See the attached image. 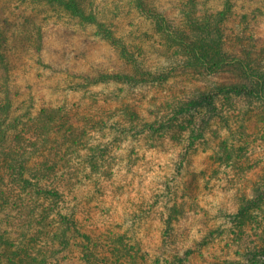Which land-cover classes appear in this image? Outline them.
Here are the masks:
<instances>
[{
  "label": "rangeland",
  "instance_id": "1",
  "mask_svg": "<svg viewBox=\"0 0 264 264\" xmlns=\"http://www.w3.org/2000/svg\"><path fill=\"white\" fill-rule=\"evenodd\" d=\"M210 52L256 62L264 79V0H0V104L17 125L0 143V242L71 226L92 239L74 238L73 254L152 264L169 217L167 248L206 264L262 231L264 212L250 231L231 221L244 194L264 195V95L229 92L245 82L235 70L203 72L196 57ZM23 147L25 160L7 157ZM120 238L131 259L100 251Z\"/></svg>",
  "mask_w": 264,
  "mask_h": 264
},
{
  "label": "trees",
  "instance_id": "2",
  "mask_svg": "<svg viewBox=\"0 0 264 264\" xmlns=\"http://www.w3.org/2000/svg\"><path fill=\"white\" fill-rule=\"evenodd\" d=\"M63 4V2H62ZM68 9H71L76 14H80L74 5L71 4H64ZM215 48L218 49V46L215 45ZM189 49L193 52H196V49L194 48V44H186V50L189 51ZM216 57H211V52L207 55L203 56L202 58L197 56L196 61L199 67L202 68L203 72L206 74H214V73H223L228 70H235L237 71L242 78H244V83L241 84L240 87L237 86H231L229 87V92H232L234 94H240L243 93V96L250 97L255 94V97H260L261 94L264 95V79L261 75L260 71H258L257 63L251 62L250 60L240 58V57H228L226 53H215ZM237 87V88H236ZM210 95L207 96V98H211L212 94L209 92ZM202 96H200L201 99ZM199 99V98H198ZM5 102V101H4ZM196 100L189 101L188 103L184 102V104L180 107L175 109L170 115L172 116V120H176L178 114H182L185 112V110H191L192 106L195 104ZM197 103V102H196ZM10 107L9 103H2L0 104V143L4 140V134L9 129H15L17 128L16 124L12 125L9 124V120L7 119V112ZM51 110V109H49ZM151 126H149V131L152 130ZM20 134L25 135L26 130L24 128H21ZM187 147L186 149H183V158H182V164L186 161V155L189 152ZM26 150L25 147L23 149H13L6 152L7 157H10L12 154H17V156L20 157V160L23 159L21 154H24V151ZM0 155H5L0 151ZM12 159V158H11ZM19 160L16 159L13 162ZM12 163V164H14ZM24 161L18 167H20L22 170H24ZM57 162H54L53 168L56 167ZM14 166V165H13ZM16 166V165H15ZM50 165H47L49 167ZM8 170H11L10 168ZM42 172L46 173V169L42 170ZM264 181V180H263ZM30 186V184H29ZM37 187V185H33ZM44 194L47 196L58 198V193L56 191H44ZM242 202V205L240 206L239 210L236 212V214L232 215V226H235L236 228H241L246 226L249 231L251 230L248 228V224L250 222H253L258 216H254L257 212L262 213L264 212V195H259V199L252 200L248 199V196L245 194L240 199ZM7 204L6 200L2 207H0V210L4 208V206ZM262 205V206H260ZM7 217V216H6ZM63 220H66L68 224L73 223V221L68 218L67 216L63 215ZM234 218V219H233ZM167 225L166 229L164 231L163 240L161 241L160 249L157 248L154 250V253L157 254L154 257L152 264H191L192 261V255L194 251H191L192 249H188L185 251L184 255L179 256L178 248L176 247V252L173 253L170 248H167L169 243V239H172L175 237L173 231L170 227V219L168 217L167 219ZM71 225V224H70ZM259 228L263 231H255L252 235V238H250V235H248L245 238L238 239L241 234H238L237 238H234L233 246L226 243V247L224 249H221L219 254H213L210 255L208 259L205 260L206 264H264V227L259 226ZM72 230V234H71ZM254 231V229H252ZM248 231V230H247ZM261 234V235H259ZM2 234H0V240H2ZM81 236L83 240H86L88 244L92 242V239L89 238V235H86L84 233L79 232L77 229L70 227L61 229V232L55 233L54 235H48L47 239H45V242H42L40 244L32 243V239L26 240L24 238V235H20L22 239H19V241L14 244L13 242L4 241L3 243L0 242V248L2 247H9V249H12L9 253L10 255L6 257V261L0 260V264H58V262L53 260V256L58 254L59 252L63 250H69L70 257L66 261V264H107L108 262L112 261L110 260L111 257H108V259L101 258L99 261L100 255L95 254L94 248L87 249L86 251L79 253H72V250L75 248V244L73 242L74 238H79ZM71 238V239H70ZM113 240L107 239V242L103 244V246L100 248L101 250H105L106 248L112 247L110 251H108V254L112 255V257H119L121 256L123 259H131V254H124L123 251H131L132 247H127L125 244L126 240L123 238H120V242H123V248L119 249V247H114L111 243ZM58 245L55 251L52 253V256L48 253L50 248L54 245ZM94 246V244H93ZM99 247V246H96ZM88 248V247H87ZM86 249V247H85ZM231 251V253H230ZM102 253V252H101ZM174 254V255H172ZM3 254H1L2 256ZM161 258H165L163 262H161ZM28 260L25 263V260ZM66 259H63L65 261ZM119 260H114V264H118ZM60 264V261H59Z\"/></svg>",
  "mask_w": 264,
  "mask_h": 264
}]
</instances>
